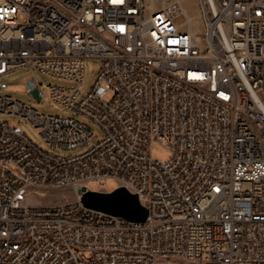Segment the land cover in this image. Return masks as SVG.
<instances>
[{"label": "built area", "instance_id": "obj_1", "mask_svg": "<svg viewBox=\"0 0 264 264\" xmlns=\"http://www.w3.org/2000/svg\"><path fill=\"white\" fill-rule=\"evenodd\" d=\"M183 2L0 0V115L16 119L0 120V264H264V0H199L198 16ZM87 59L101 66L78 101ZM23 68L67 83L54 103L102 137L7 94ZM20 120L53 150H84L46 152ZM108 178L131 183L147 222L93 218L79 197L28 203Z\"/></svg>", "mask_w": 264, "mask_h": 264}, {"label": "rangeland", "instance_id": "obj_2", "mask_svg": "<svg viewBox=\"0 0 264 264\" xmlns=\"http://www.w3.org/2000/svg\"><path fill=\"white\" fill-rule=\"evenodd\" d=\"M199 0H184L183 4L186 6L187 10L191 14L199 15L198 10ZM186 21V17L183 14H180L175 18V24L177 26L183 24ZM101 66V62L95 59H87L84 63V79H83V91L78 99L85 98L88 93L91 91L94 86L98 72ZM30 79H34L36 83H42L39 86V89L44 92L45 99L40 102L37 101L33 96L30 95L27 82ZM4 81L8 84L7 94L11 95L16 100L21 101L23 104H26L28 107L37 110L41 114L46 115H54V116H64V117H72L82 122L86 123L94 132V141H98L102 135L100 130L84 117L80 116L78 113L74 111H70L65 108L59 107L56 103H54L52 99V85H67V83L63 81H59L57 79H52L41 73L35 71L33 68H23L16 70L6 76ZM0 120H7L11 123H14L16 119L8 118L0 115ZM19 125L29 137V139L39 148L43 149L46 152H49L56 156H73L79 154L84 149H74V150H63L57 149L53 150L49 145H47L46 141L40 136L37 129L32 126L26 120H20ZM154 158L166 162L171 157V151L160 148L156 151ZM117 183L114 181H109L106 184V192L111 191L117 188ZM91 188L98 189L95 185H91ZM28 196V203L36 206H46V205H58V204H67L73 203L77 201L78 195L72 188H64V189H49V190H36L30 189Z\"/></svg>", "mask_w": 264, "mask_h": 264}, {"label": "water", "instance_id": "obj_3", "mask_svg": "<svg viewBox=\"0 0 264 264\" xmlns=\"http://www.w3.org/2000/svg\"><path fill=\"white\" fill-rule=\"evenodd\" d=\"M27 88L30 95L39 101L33 80L27 82ZM77 195L83 206L95 211L138 223H145L149 218V210L140 202L138 195L125 187H117L108 192L82 187L77 190Z\"/></svg>", "mask_w": 264, "mask_h": 264}, {"label": "bare ground", "instance_id": "obj_4", "mask_svg": "<svg viewBox=\"0 0 264 264\" xmlns=\"http://www.w3.org/2000/svg\"><path fill=\"white\" fill-rule=\"evenodd\" d=\"M191 18H193V16H191ZM109 181H114L115 183H117V178H108L105 181V189H106V184ZM124 187L127 188L129 191H131V183H124ZM92 217L93 218H101V212L92 210Z\"/></svg>", "mask_w": 264, "mask_h": 264}]
</instances>
